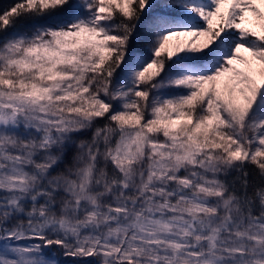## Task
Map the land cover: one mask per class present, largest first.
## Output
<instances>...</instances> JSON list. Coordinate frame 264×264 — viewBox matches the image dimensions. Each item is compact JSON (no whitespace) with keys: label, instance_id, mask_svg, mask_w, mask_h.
Wrapping results in <instances>:
<instances>
[{"label":"snow or ice","instance_id":"6c2138e0","mask_svg":"<svg viewBox=\"0 0 264 264\" xmlns=\"http://www.w3.org/2000/svg\"><path fill=\"white\" fill-rule=\"evenodd\" d=\"M0 264H264V0L0 10Z\"/></svg>","mask_w":264,"mask_h":264},{"label":"trees","instance_id":"16d2710c","mask_svg":"<svg viewBox=\"0 0 264 264\" xmlns=\"http://www.w3.org/2000/svg\"><path fill=\"white\" fill-rule=\"evenodd\" d=\"M14 0H0V10H3L5 7H7L8 5H10L11 3H13ZM248 19H252V17H250V15H248ZM253 26V25H251Z\"/></svg>","mask_w":264,"mask_h":264},{"label":"rangeland","instance_id":"374dc122","mask_svg":"<svg viewBox=\"0 0 264 264\" xmlns=\"http://www.w3.org/2000/svg\"><path fill=\"white\" fill-rule=\"evenodd\" d=\"M247 15H250L251 16V13H248ZM249 17V16H248ZM243 26H247V27H252L251 24H248L247 21L245 22V24ZM181 39H190V38H181Z\"/></svg>","mask_w":264,"mask_h":264}]
</instances>
